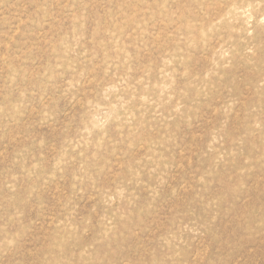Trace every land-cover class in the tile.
<instances>
[{
    "label": "rangeland",
    "instance_id": "1",
    "mask_svg": "<svg viewBox=\"0 0 264 264\" xmlns=\"http://www.w3.org/2000/svg\"><path fill=\"white\" fill-rule=\"evenodd\" d=\"M0 264H264V0H0Z\"/></svg>",
    "mask_w": 264,
    "mask_h": 264
}]
</instances>
